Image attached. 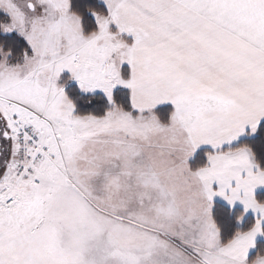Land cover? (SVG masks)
<instances>
[{"label":"snow or ice","instance_id":"1","mask_svg":"<svg viewBox=\"0 0 264 264\" xmlns=\"http://www.w3.org/2000/svg\"><path fill=\"white\" fill-rule=\"evenodd\" d=\"M0 264H264V0H0Z\"/></svg>","mask_w":264,"mask_h":264}]
</instances>
